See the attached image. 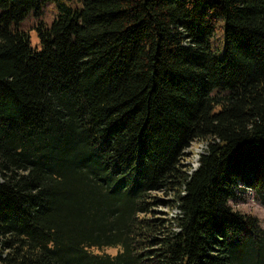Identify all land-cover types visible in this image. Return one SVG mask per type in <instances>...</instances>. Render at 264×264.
Returning a JSON list of instances; mask_svg holds the SVG:
<instances>
[{
  "label": "trees",
  "instance_id": "trees-1",
  "mask_svg": "<svg viewBox=\"0 0 264 264\" xmlns=\"http://www.w3.org/2000/svg\"><path fill=\"white\" fill-rule=\"evenodd\" d=\"M78 1L0 0V264H264V0Z\"/></svg>",
  "mask_w": 264,
  "mask_h": 264
},
{
  "label": "rangeland",
  "instance_id": "rangeland-1",
  "mask_svg": "<svg viewBox=\"0 0 264 264\" xmlns=\"http://www.w3.org/2000/svg\"><path fill=\"white\" fill-rule=\"evenodd\" d=\"M68 7H80L78 0H60ZM1 11V9H0ZM58 11V7L53 1L44 2L41 6L40 12L36 15L35 11L30 10L22 21H20L19 29L25 31L30 38V46L34 50L40 49L39 36L36 33V26L39 22H44L46 25H50L55 18ZM215 33L211 38V43L219 49L218 54L221 55L223 50V30L222 27H217ZM204 143L199 141H193L191 146L187 150L188 156L186 163H196L198 161L199 154L205 148ZM230 206L235 210L243 214L253 213L260 222L261 227L264 228V205L259 204L252 196L251 191L246 193H239L237 198L229 202ZM165 209V208H162ZM105 252L115 253L116 248H107Z\"/></svg>",
  "mask_w": 264,
  "mask_h": 264
},
{
  "label": "built area",
  "instance_id": "built-area-1",
  "mask_svg": "<svg viewBox=\"0 0 264 264\" xmlns=\"http://www.w3.org/2000/svg\"><path fill=\"white\" fill-rule=\"evenodd\" d=\"M205 146V145H204ZM202 153V152H201ZM190 163V162H189ZM198 166V161L196 163H192V166L190 165V171L194 170Z\"/></svg>",
  "mask_w": 264,
  "mask_h": 264
},
{
  "label": "clouds",
  "instance_id": "clouds-1",
  "mask_svg": "<svg viewBox=\"0 0 264 264\" xmlns=\"http://www.w3.org/2000/svg\"><path fill=\"white\" fill-rule=\"evenodd\" d=\"M250 215H252L253 213H249Z\"/></svg>",
  "mask_w": 264,
  "mask_h": 264
}]
</instances>
